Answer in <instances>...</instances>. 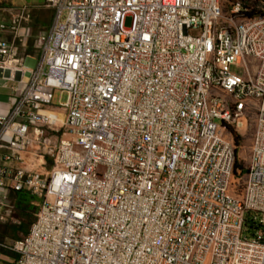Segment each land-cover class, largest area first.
I'll use <instances>...</instances> for the list:
<instances>
[{
    "label": "built area",
    "instance_id": "2783aa9c",
    "mask_svg": "<svg viewBox=\"0 0 264 264\" xmlns=\"http://www.w3.org/2000/svg\"><path fill=\"white\" fill-rule=\"evenodd\" d=\"M44 1L38 65L0 40L16 264H264V0Z\"/></svg>",
    "mask_w": 264,
    "mask_h": 264
},
{
    "label": "crops",
    "instance_id": "0c3cea01",
    "mask_svg": "<svg viewBox=\"0 0 264 264\" xmlns=\"http://www.w3.org/2000/svg\"><path fill=\"white\" fill-rule=\"evenodd\" d=\"M43 6L46 8L44 0H42V5L23 6L15 11L7 6L6 0L4 2L0 0V40L12 42L16 36H22V41L19 43L20 52L26 63L32 67L40 63L41 51L37 44V38L46 31L38 29L35 24L29 25L30 20L19 24L16 32L13 33L9 30L2 31L1 26L11 27L14 17L20 15L24 10L29 14H31V10H34L33 19L41 20L43 16L40 12L46 11ZM18 86L17 80L11 79L8 73L0 72V115H6L9 112L11 97L15 94L14 89ZM59 119H62V116ZM8 205L0 207V264H16L18 257L12 250V244L28 233L33 222L29 224L26 232H24L25 228L18 226L28 224L24 219L25 214H31L30 211L33 207L35 210L34 216L38 210L37 201L26 192H11ZM11 206L14 208H11ZM22 234L23 236L19 237Z\"/></svg>",
    "mask_w": 264,
    "mask_h": 264
},
{
    "label": "rangeland",
    "instance_id": "374dc122",
    "mask_svg": "<svg viewBox=\"0 0 264 264\" xmlns=\"http://www.w3.org/2000/svg\"><path fill=\"white\" fill-rule=\"evenodd\" d=\"M3 2H4V0H3ZM6 2H7V6L13 8L15 11H17L18 9H21V7H23V6L42 5V0H6ZM43 9H45L46 11L40 12L41 16H43L41 20H39V19H33L32 16H33V14L35 12H34V10H31V14H30L31 15V19H30L29 25H31V24L34 25L35 24V25H37V28L38 29L44 30V31H48V29L50 27V24H51L52 11L50 9H48L47 7L46 8L44 7ZM130 24H131V19L130 18H127L125 20V26L126 27H129ZM67 99H68V94L66 92H62V91L58 90V91H56L54 93L52 103H53V105H57L58 106L60 104L66 103L67 102ZM217 122H219V121H217ZM237 135L240 136L241 134L240 133L239 134L237 133ZM244 138L246 140V136L243 137L241 135V140L244 139ZM33 208L30 211L31 214H25V218L24 219H26V222L28 224L27 225H24V226L22 224V225L18 226V227L25 228V231L22 230L24 232H26L28 230L29 224L34 221V215H33V213L35 212V210ZM15 226H17V225H15ZM22 236H23V234L21 236H19V237H22Z\"/></svg>",
    "mask_w": 264,
    "mask_h": 264
},
{
    "label": "trees",
    "instance_id": "16d2710c",
    "mask_svg": "<svg viewBox=\"0 0 264 264\" xmlns=\"http://www.w3.org/2000/svg\"><path fill=\"white\" fill-rule=\"evenodd\" d=\"M243 16L245 18L252 19V18L258 17L259 13L255 9H252V10H248V11L244 12ZM239 139H240L239 137H236L237 144H238Z\"/></svg>",
    "mask_w": 264,
    "mask_h": 264
}]
</instances>
